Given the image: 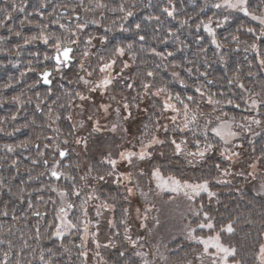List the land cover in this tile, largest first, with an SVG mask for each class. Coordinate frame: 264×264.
Listing matches in <instances>:
<instances>
[{"label":"trees","instance_id":"1","mask_svg":"<svg viewBox=\"0 0 264 264\" xmlns=\"http://www.w3.org/2000/svg\"><path fill=\"white\" fill-rule=\"evenodd\" d=\"M34 2H38L41 6L46 0H0V20H3V25H0V264H76L73 258L74 242L67 237L54 235L57 231L56 226L60 224L58 219L54 221L56 225L52 224L51 215L55 207L50 208L52 204L59 203L61 196L73 199L72 194L65 186L56 187L55 191L50 190L44 174L45 169L48 168L44 166L42 160H38L35 164V167L39 168L36 172H31L27 164L29 159L26 154L31 152L34 143H44L45 125L48 126L47 121L43 120L45 113L43 110L42 113L33 112L35 103L42 102L46 95L38 85L36 73L47 63L39 60L44 61L45 64L42 63L43 65L37 68L39 61L37 62L31 53L28 54L30 48L27 46L30 42L25 43L30 34L28 30L23 29L25 27L23 22H27L31 17L29 13L32 11ZM211 2L215 1L78 0V2H72L71 0H54L50 8L56 11L63 3L67 4L70 9L69 13L78 16V22L82 21L84 25L92 28L90 36L101 35L105 38L106 43H102L103 47L100 44L93 50L92 59L94 61V57L98 54L108 55L118 61L115 52L119 47L124 49V56L118 61L120 65L125 61L130 63L132 59L136 66H140L139 55L144 49L148 50L145 35L158 37L162 32L168 35V38H163L162 44H168L170 49L156 50L158 56H156L155 72L157 69L161 81L152 90L151 87L149 88L150 92L147 96L149 103L144 108L147 112L144 122L149 119L148 130L145 137L141 135L140 137L143 143H147L152 135L165 141L164 144L154 145L148 150L152 154L153 167L160 168L163 173L176 175L181 179L190 174L212 184V189L216 190L219 200L214 205L204 206V211L215 222L217 228L231 224L233 231L228 236L224 235L223 239L236 250V257L239 261L241 260V264H259L260 235L264 231V191H258L259 186L264 187V105H259L257 112L253 111L248 116H242L246 117L244 123L250 130L239 139L240 148L233 151L236 152L233 161L229 158L222 160L215 149L209 150L215 159L207 155L202 162L201 159L198 162H186L172 155L175 152L171 140L181 136V128L186 119L192 123L184 135L190 144L199 141L207 145L212 139L214 143L212 146L219 147L222 144L219 138L216 140L212 137L213 134L209 131L210 126L207 130L205 129V124L208 120H211L212 124L220 121L216 119L217 117H221V120L227 118H222L221 115H217L215 120L213 117L208 119L199 117L200 112L204 110V105L199 104V113H197V104H190L184 98L185 91L194 95L191 87L198 79L203 81L208 89L215 91L217 96L218 94L223 95L218 96L217 99L223 100L224 107L220 108L228 111L223 113L231 121L234 119L238 122L241 114L238 110H234L232 105H242L233 94V89L240 91V85L243 84L241 80L247 82L248 74L245 70L251 66L252 74L255 76L248 79L255 84L253 88L245 87L250 91L251 96H254L256 91L259 100H264V67L261 62H258L257 56L249 55L252 52L249 48H252L251 44L254 43L253 38L255 37L240 32V30H247L246 27L238 26L242 18L240 16L233 19L228 17L230 23L221 31V41L224 46L220 59L216 55L217 46L208 44L210 40L204 34L202 36L204 30L200 23L201 19L206 18L207 13L211 18L214 15L209 10ZM12 5L16 8L14 9ZM21 8L23 11L19 10ZM169 11L172 15L168 14ZM128 12L132 15L127 16ZM200 12L203 13L201 18ZM5 15L9 16L6 20ZM218 18L223 19L221 16ZM216 21L213 23L215 24ZM18 22L21 24L18 25ZM192 22H199V24ZM17 32L20 33L19 36L16 35ZM203 39L208 45L206 48L202 44ZM236 40H242L240 43L245 47H236V45L231 47ZM206 52L209 57L208 62L203 57ZM244 53L250 59L248 62L250 66L245 67L247 62L244 63V60L239 58ZM259 54L261 60H264V52ZM33 59L34 64H29L28 67H31L29 72L34 73L25 74L28 61ZM151 67L152 59L142 66L145 71H151ZM208 68H211L209 71H214V73L218 71L222 75L220 79H217L218 91L213 86L216 82L210 83V79L207 81L204 77ZM231 71L237 75L238 79L236 82L229 83L231 78H228L233 75ZM161 88L166 91L158 96L154 95ZM177 95L189 103L192 111L187 118L181 114L184 113L183 105L175 100ZM169 96L172 97L168 100L169 103L175 104L181 111L163 110L164 99H168ZM14 97L18 99H13ZM229 99L233 101L232 104L226 103ZM49 100L53 102V105L55 104L54 107L61 102L55 93ZM128 101L135 102L133 99H128ZM193 113L196 114L195 121L191 119ZM174 115L179 116L175 121L172 120ZM57 116L58 110L56 109L49 116L50 121L58 123V120L54 119ZM255 120H260L261 123H254ZM164 126H167V131ZM234 128L239 131L235 126ZM108 141L110 140H106ZM9 147L11 151L8 150ZM40 153H45V151ZM40 156L43 158L42 155ZM69 160H72V157ZM222 161H226L227 164ZM225 168L230 169L231 172H241L245 180L239 177L234 186L225 189L214 186L211 181L218 176L219 172H225ZM68 172L69 174L63 175L64 177L62 176V180L59 181L70 182L74 174L71 170ZM91 191L98 197L97 199L104 200L105 194L102 189L94 190L92 186ZM58 193L59 196L55 197ZM49 195L53 199L48 198L51 197ZM15 200L21 201L22 204L16 205ZM80 200H83V195ZM35 211H46L48 215L45 219H35L32 216ZM73 230L69 229V231ZM114 241L117 247L122 246L123 240L121 241L120 238H115ZM50 243L55 249H52V254L47 256L48 246L46 244ZM119 252L118 249L113 248L110 251L105 248L103 259L107 264H122L126 260H129V263L133 262L131 258H117Z\"/></svg>","mask_w":264,"mask_h":264},{"label":"rangeland","instance_id":"2","mask_svg":"<svg viewBox=\"0 0 264 264\" xmlns=\"http://www.w3.org/2000/svg\"><path fill=\"white\" fill-rule=\"evenodd\" d=\"M53 1L54 0H46L45 4L41 6L38 2H34L31 9L32 11L29 13L31 17L27 22H23L25 26L23 29L26 31L28 30L27 32L30 34L28 38L34 35L38 37L41 32L45 35H49L48 44H45L39 39L29 40L30 45L27 47L30 49L28 50V54L31 53L37 62L39 60H44L45 63H48L45 57L50 56V54L55 51L54 45L56 38L59 37L63 44L72 42L76 46L78 50H76V52H79L77 54V67H73L69 75L64 78L63 81H57L53 88L55 95L59 97L61 102H58L54 107L55 104L53 105V102L49 100L51 94H47L44 96L46 103L39 101V103H35L33 112L35 113L39 108H42L45 112L43 120L44 122L47 121L46 123L48 126L45 125L46 137L44 143H34L31 147V152H28L26 157L29 159L27 164L31 172L39 170V168L35 167V164L38 160H42L40 155L51 162L49 169H45L44 171L47 186L50 187L52 191H55L56 187L65 186L72 194L73 199L70 200L66 196H61L59 203L57 205L52 204L50 208L55 207L54 213L51 215L52 224H55L54 221H56V219L59 220L62 235L69 237V240L74 236L78 238L74 246V263L107 264L103 259L105 258L103 256V249L106 248L111 251L114 248L120 249V256L118 255L117 258H131L133 260V262L131 261L132 263L126 260L123 261L122 264H213V260L216 261V264H220L222 253H217V250L211 246V243L214 241H211L210 238L219 236L221 244L226 247H233L228 245L223 239L224 235L228 236L231 234V232L226 230L230 223L223 226V228H217V225L209 218V215L205 218L206 211H204L203 207L214 205L219 200L216 190L212 189V184L208 182V191L200 190L198 194L191 189H182L179 192H171L169 189L162 191L157 187L158 179L152 175L153 170L156 169L152 165V154L145 157L144 160L133 158L131 165H129L126 160L120 159L121 152L126 153L128 151H133L139 153L142 150V146L147 144L142 142L140 135L145 137L148 130L149 119L147 122H144L147 117V112L144 108H146L149 103L147 96L149 95L150 89H145L144 92L143 85L149 84L152 90L158 82L161 81L157 69L155 72L156 56H158L156 50L163 51L170 49L168 44H162L163 38H168V35L164 32H162L161 35L159 34L158 37H156V35L151 37L150 34L145 35L148 50L144 49L139 55L140 61L138 62L140 66H136L132 59H130V63L125 61L124 64L120 65L118 62L119 58L122 59L124 54L117 51L115 55L118 57V61L108 55L100 54L94 57V61L92 59L93 50L100 44H105V39L102 40L101 35L90 36L92 28L84 25L82 21L80 22L84 27H76L78 24H81L78 22L77 15L69 13L68 17L73 20V23L68 24L66 22V16L60 14L59 8L61 7L56 11L50 8ZM211 1H215L213 3L211 2V9H209L211 14L214 15L211 18L209 13H207V17L201 19L202 22L200 23L204 30L202 36L204 34L205 37L210 40L208 44H213L215 46L219 45L215 49L218 59H220V53L224 46V43L221 41V31L224 29L223 27H226L228 23H230L228 17L233 19L240 16L242 20L238 22V26L247 28V30H240V32H245L247 35L255 37L253 38L254 43H252L251 46L255 44L256 48H249L252 49L249 55L257 56L258 62H261L262 60L259 53L262 51L264 52V36H261L260 32L264 29V25H261L258 20L253 19L252 15H246L238 8L232 9L223 6L224 0ZM231 2L235 3L236 0H231ZM217 4H220L221 7H216ZM246 6L249 13L257 16L264 15V0H247ZM220 16L223 19L219 20L218 17ZM48 17H50V19ZM201 17H203L202 12H200V18ZM209 21H211L210 24ZM214 21H216L215 24L213 23ZM192 23L199 24V22ZM244 23H246V25ZM20 24L21 23L18 22V25ZM204 24H209L214 30V35L206 31ZM62 25L63 27H61ZM249 28L253 29V31L249 32ZM90 37L91 43L88 44L86 41H88ZM213 39L216 40V43H213ZM204 40L205 39L202 40V44L204 48H206L208 45L204 43ZM241 41L242 40H236L235 44L231 45V47L235 45L236 47H245L240 43ZM104 44H102V47ZM97 50L100 51V49ZM226 50L229 52L228 49ZM85 52L88 54L85 55ZM168 54L170 53L168 52ZM203 57L206 58L207 62L209 61L207 52ZM239 58H242L244 63L247 62L245 67L250 66L248 63L250 59L245 53L239 56ZM151 59V71H145L142 66ZM113 60L115 63L110 69L104 72L100 71L104 63ZM44 61H39L37 68L45 64L43 63ZM28 62L25 74H28L29 70H31V67H28V65H33L34 59ZM125 64H127L128 67H124ZM157 64H159L158 60ZM81 65H83V68ZM262 66L264 67V65ZM210 69H207L208 72L204 77L207 81L210 79V82H216L213 86L216 91H218L217 79H220L222 75L218 71L216 73H214V71H209ZM245 71L248 74L247 82L243 79L241 81L244 87L248 86V88H253L255 83L248 79L255 76L252 74V66ZM149 72L153 73V75L148 76ZM33 73V71L29 72V74ZM89 73H91V75H89ZM232 74V77L229 76L228 79L231 78L232 82H236L238 77L234 72H232ZM80 77H83L84 80H88L90 83L86 85L84 80H81ZM106 77L112 78L113 82L104 91L99 89L96 91L90 90ZM74 78L79 79V81L73 83ZM67 80L71 82V85L67 84ZM59 84H61V86ZM128 84H132L133 86L128 88ZM187 86V88H189V85ZM206 87L204 82L198 79L191 87L194 95H190L188 91H185L184 98L186 99L188 96H193L199 104L201 103L204 105V110L201 112L205 115H200L199 117H204L205 119L213 117L215 120L217 115H221L222 118H227L213 123L210 127L222 121L231 122L223 113L228 111H226V109L221 110L220 108L224 107L222 104L223 100L219 99L221 101L219 105H210L207 103L209 94H211L212 98L214 97L213 99L215 100H218L217 98L223 95L218 94V97L215 91L208 89V87L206 89ZM244 87L240 88L239 92L238 89L233 87L236 90L233 89V94L242 104L239 105V107L232 105L234 110L241 112L238 119L239 123H244L246 117L243 118V115L248 116L253 111L257 112L258 106L262 105L257 103L253 106L251 104L253 99L260 101L258 95H256L257 93L255 91V95L251 96L250 91ZM197 88H200L204 93L202 100L201 94L196 91ZM6 91L9 92V90ZM252 92H254V90ZM78 93L87 97V99L81 100L77 95ZM36 98H38L37 95ZM128 99H133L135 102H129ZM165 102H169L168 99H164V103ZM125 103L129 105L127 110L124 109ZM189 103L192 104L191 102ZM102 105L108 106L107 112L101 107ZM117 108L120 109L119 113L116 111ZM56 109L58 110L57 117H59V119L55 117L54 119L58 120V123H53L50 121L49 116L53 114ZM213 109H215V111H213ZM197 113H199V111H197ZM181 114L182 116L184 115V113ZM174 116L179 117L178 115ZM68 117H71V119ZM89 117H91V119H89ZM177 122L180 123L181 121ZM191 124L192 123H189L188 127ZM113 125L116 126L115 130H113ZM188 127L185 128V122H183L181 128L182 132H180L181 136L173 138L177 143L181 144V151L177 153L175 145H172L173 151L175 152L172 153V155H176L186 162H198L200 159L202 162L207 155L215 159L211 151H209L210 149L205 150L209 143L214 144L213 139L207 145L203 142L197 144V141L190 144V141L184 138L185 133L189 130ZM233 130L237 131L234 126ZM238 130L241 132V135L232 138L228 143L222 141L215 133L209 130L210 133L212 132L213 134L212 137L216 140L219 138L222 143L219 147L213 146L211 148V150H216L217 155L222 160L228 159L227 157H231L230 159L232 161L234 160L235 155L233 154H236V152L233 151L236 148H240L239 139L243 137V134L247 133V131H243L242 129L238 128ZM106 140H110V149H108V142H106ZM60 146L68 149L69 156L72 157V160L63 161L60 159L58 153ZM43 151H45V153H40ZM200 151L204 152L202 158L190 155L191 153ZM109 154H111V158L118 161L115 169L107 163H101L104 157ZM222 162L227 164L226 161ZM52 169L58 172L64 170L68 174V170H71L74 176L70 178V182L57 181L55 178H51L50 170ZM159 170L163 180H167L168 177H175L177 180H180L181 183L187 182L192 185L205 181L191 176L190 174H187L186 178L181 179L176 175L163 173L160 168ZM224 170L225 172H219L218 176L211 181L214 186L220 187V189L234 186V183L239 177L245 180L241 172H231L228 168ZM109 172H112V175H107ZM129 173L131 174V178L124 179ZM101 175L105 177L103 181L98 179ZM65 178L67 179V177ZM92 186L94 190H103L105 194L103 201L97 199L98 197L92 194ZM128 188L133 189L131 195L127 192ZM258 191H264L263 185L258 187ZM185 192H187L188 195H185ZM208 192L214 193V195L209 196ZM82 195L83 200H80ZM57 196H59V193L55 197ZM89 197H91V199ZM48 198L53 199L52 196ZM69 202H76L78 206L70 208L63 213L60 212L61 207L66 206ZM105 204L110 207H104ZM97 213H99V215H97ZM65 221L70 222L74 227H68ZM109 221H111V224ZM201 223L205 225L211 223L212 227L200 228L197 225ZM85 225H87V231H85ZM69 229L74 230L70 232ZM109 229L112 230L113 235H117L118 230H120V235H122L123 238L122 247L120 245L117 247L115 241L109 238ZM193 229V235L203 240H210L208 252L212 255L203 254L204 245L199 241L190 239L189 232ZM260 237L261 243L258 262L259 264H264V253H261V246L264 245V231ZM46 245L48 246L46 254L49 256L52 254V249H55V247L51 243ZM121 253H123V255H121ZM137 253H139V255H137ZM237 260L238 258L236 257L235 250L234 255L229 256L228 264H237L239 261ZM241 263L240 260L238 264Z\"/></svg>","mask_w":264,"mask_h":264},{"label":"snow or ice","instance_id":"3","mask_svg":"<svg viewBox=\"0 0 264 264\" xmlns=\"http://www.w3.org/2000/svg\"><path fill=\"white\" fill-rule=\"evenodd\" d=\"M246 3H247V0H236L235 3L231 2V0H224V5L223 6H226L228 8H232V9L238 8L240 11H243L246 15H252L253 19L258 20L261 25H264V15L257 16L255 14L249 13L248 8L246 6ZM12 7L14 9L16 8L15 5H12ZM216 7L219 8V7H221V5L217 4ZM19 10L23 11V8H21ZM121 11H123L122 8H121ZM168 14L172 15V12L169 11ZM131 15H132L131 12L127 13V16H131ZM8 18H9V16L5 15L4 19L6 20ZM210 23H211V21H209V24ZM209 24H204V28L210 34L214 35V30L209 26ZM0 25H3V20H0ZM61 27H63V25ZM77 27L78 28H83L84 25L83 24H78ZM198 27H199V25H198ZM248 31L252 32L253 29L249 28ZM16 35L19 36L20 33L17 32ZM260 35L264 36V29L261 30ZM36 39H39V40L43 41L45 44L49 43V35H45L43 32H41L38 37L37 36H32V37L26 39L25 43H28L29 40H36ZM101 39L104 40L105 38L102 37ZM141 39H143V37H141ZM233 39H236V37H233ZM86 43H88V44L91 43V37L88 39V41H86ZM213 43H216L215 39H213ZM217 46H219V45H217ZM251 47L253 49H255L256 45L253 44ZM54 48H55L56 54H55L54 57H52V59H54L56 61L57 65L66 66L67 63L69 62V60L71 59L69 54L73 51V49L71 47H69L67 44H63L59 37L56 38V42H55ZM116 51L122 54L124 49L123 48H117ZM84 54L87 55L88 53L85 52ZM45 58L47 59L48 57H45ZM114 63H115L114 60L110 61L108 63H104L102 65V67L100 68V71L104 72V71L110 69L113 66ZM261 63H262V65H264V60H262ZM81 67L83 68V65H81ZM124 67H128V65L125 64ZM49 75H50V73L47 70H45L42 73V77H43V80H44L45 83H50V81L48 79ZM89 75H91V73H89ZM152 75H153V73H151V72L148 73V76H152ZM80 79L84 80L83 77H80ZM112 82H113L112 78L106 77L103 80H101L99 83H97L90 90L91 91H96V90L99 89L101 91H104L109 85L112 84ZM84 83L87 85L90 82L88 80H84ZM229 83H232V81L230 80ZM132 86H133L132 84H128L127 85L128 88H131ZM143 87L145 89H149L151 86L149 84H144ZM240 87L243 88L244 85L241 84ZM163 91H166V89H163V88L158 89L154 93V95L158 96ZM196 91L201 94V100H202L203 97H204V93L201 91L200 88H197ZM77 95L79 96V98L81 100H86L87 99V97H85L83 95H80L79 93ZM13 99H18V98L14 97ZM171 99H172V97L169 96L168 100H171ZM175 100L177 102H179V104L183 105V112H184L185 117L187 118L189 116V113L192 111L190 109V107H189V103H186L185 100L181 99V97L179 95H177L175 97ZM186 100L188 102L197 104V106H198L197 107V111L199 110V102L196 100L195 97L188 96L186 98ZM207 103L210 104V105H219L221 103V101L213 99L212 95L209 94L208 99H207ZM226 103L232 104L233 101L229 99V100L226 101ZM257 103H260V104L264 105V101H257L255 99H253L251 101V104L253 106H255ZM236 106L239 107V105H236ZM101 107H103L106 112L108 111V106L107 105H102ZM128 108H129V105L127 103H125L124 104V109L127 110ZM169 109L171 111H173V112L181 111V109L178 108L175 104L169 103V102H165L164 105H163V110L166 111V110H169ZM116 111L119 113L120 109L117 108ZM213 111H215V109H213ZM200 115L203 116L205 114L203 112H200ZM68 118L71 119V117H68ZM57 119H59V117H57ZM89 119H91V117H89ZM191 119H192V121L196 120V114L195 113L192 114ZM216 119L217 120H221V117H217ZM172 120L175 121L176 117L173 116ZM253 122L256 123V124H260L261 123L260 120H255ZM188 124H189V121L186 119L185 128L188 127ZM211 125H212V121L208 120L207 124L205 125V129L207 130L209 128V126H211ZM233 125L236 128L242 129L243 131H249L250 130V128L245 123L236 122L234 119L231 122H223L222 121L221 123H218V124H216L213 127H210V130L213 133H215V135L217 137H219L222 141H224L225 143H228L232 138H235V137H238L239 135H241V132L233 130ZM115 128H116V126L113 125V130H115ZM164 129H165V131H167V126H164ZM77 142H79V141H77ZM164 142L165 141L160 140L156 135H152L151 139L148 140L147 144H144L142 146V150L139 153H136V152H133V151H128L126 153L125 152H121L120 153V159L121 160H126L129 163V165L132 164L133 158H136V159H139V160H144L145 157L151 155V153H150V151H148V149H151L154 145H157V144H164ZM171 143L173 145H175V150H176L177 153H179L181 151V144L177 143L174 139L171 140ZM197 144H199V141H197ZM212 147H213L212 144L209 143L205 150H209ZM8 150L11 151L12 150L11 147H9ZM64 155H65V152L61 151L60 152V156H64ZM190 155L199 156V157L202 158L204 156V152L200 151V152H197V153H191ZM233 155H236V154L234 153ZM227 158L230 159L231 157H227ZM101 163H107L108 165H111V167L113 169H115L118 161L116 159L111 158V154H109L108 156L104 157V159L101 161ZM217 167H219V166L217 165ZM51 175L56 177L59 174L54 170V171H52ZM107 175H112V172L107 173ZM152 175L158 179L157 187L160 188L162 191L165 190V189H169L171 192H179L182 189H191L193 192H195L197 194L199 193L200 190L208 191V181H206V180L203 181L202 183L195 184V185L188 184L187 182L181 183V181L177 180L175 177H168L167 180H163V178L160 176L159 168L154 169L153 172H152ZM130 178H131V174L130 173L128 174V176L124 177V179H130ZM98 179L103 181L105 179V177L103 175H101V176L98 177ZM127 192L131 195L133 193V189L132 188H128ZM61 194L63 195V193H61ZM208 194H209V196L214 195V193H211V192H208ZM185 195H188V193L185 192ZM89 198L91 199V197H89ZM68 207L71 208L73 206L71 204H69ZM104 207H110V206L105 204ZM125 211H127V210H125ZM137 211H139V210H137ZM60 212L63 213L64 209L61 208ZM97 215H99V213H97ZM207 216H208V214L205 213V218H207ZM65 223H67L69 227H74V225H72L68 221H65ZM109 223L111 224V221H109ZM197 226L200 227V228H203V227L211 228L212 224L208 223V224L205 225V224L201 223V224H199ZM226 230L228 232H232L233 231V228H232L231 224H229L227 226ZM85 231H87V225H85ZM193 232H194V229L190 230L189 237H190L191 240L199 241L200 243H202L204 245L203 254L212 255L211 253L208 252V248H209L210 240L214 241L213 243H211V246L214 247L217 250V253H222V256L220 258V264H228L229 256L234 255V252H235L234 248L226 247L223 244H221L219 236H216L214 238H210V240H203L200 237H198L196 235H193L192 234ZM54 235H56V236L62 235V232L60 231V226L59 225H57V231L54 233ZM261 253H264V245L261 246ZM121 255H123V253H121ZM137 255H139V253H137ZM213 264H216L215 260H213ZM237 264H238V262H237Z\"/></svg>","mask_w":264,"mask_h":264},{"label":"water","instance_id":"4","mask_svg":"<svg viewBox=\"0 0 264 264\" xmlns=\"http://www.w3.org/2000/svg\"><path fill=\"white\" fill-rule=\"evenodd\" d=\"M61 12H62L63 14H66V10H63V9H62ZM69 47H71V46H69ZM71 48H72V47H71ZM72 49H73V48H72ZM69 55H70L71 59L69 60L68 63H71V62L74 61V58H73L72 52H71ZM54 56H55V54H54ZM54 56H53V57H54ZM55 62H56V61H55ZM47 71L50 73V75H49V77H48L50 83H45V82H44L43 77H42V74H40V81H41L42 85L50 87V86L52 85V81H51V75H52V72H51V70H47ZM61 151H64V152H65V155H64V156H61L62 158H65V157L67 156V151H66V150H61ZM45 164H47V163H45ZM56 177L58 178L59 175L56 176ZM40 216H41V217H45V216H46V213H36V214H35V217H40Z\"/></svg>","mask_w":264,"mask_h":264},{"label":"bare ground","instance_id":"5","mask_svg":"<svg viewBox=\"0 0 264 264\" xmlns=\"http://www.w3.org/2000/svg\"><path fill=\"white\" fill-rule=\"evenodd\" d=\"M72 2H78V0H71ZM61 9H63V10H68L69 11V8H68V6L65 4V3H63L62 4V6H61ZM68 46H71L72 48H73V51H72V55H73V58H74V61L72 62V64L74 65L73 67L74 68H76L77 67V54L79 53H77L76 52V46L74 45H72V43L71 42H69V43H66ZM78 51V50H77Z\"/></svg>","mask_w":264,"mask_h":264}]
</instances>
